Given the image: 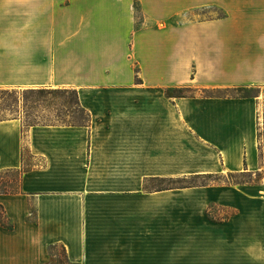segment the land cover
Returning a JSON list of instances; mask_svg holds the SVG:
<instances>
[{
    "label": "crops",
    "instance_id": "1",
    "mask_svg": "<svg viewBox=\"0 0 264 264\" xmlns=\"http://www.w3.org/2000/svg\"><path fill=\"white\" fill-rule=\"evenodd\" d=\"M0 0V89H72L88 125L0 120V264H264V177L157 189L153 178L261 171L258 99L165 88L264 86V0L179 20L189 0ZM175 17V18H174ZM202 92V91H201Z\"/></svg>",
    "mask_w": 264,
    "mask_h": 264
},
{
    "label": "trees",
    "instance_id": "2",
    "mask_svg": "<svg viewBox=\"0 0 264 264\" xmlns=\"http://www.w3.org/2000/svg\"><path fill=\"white\" fill-rule=\"evenodd\" d=\"M257 86V85H255ZM254 85H238L233 87L227 88H202V93L205 96H218V97H225V96H235L229 94V90H235L240 94L235 97H257L259 96V89L256 88ZM194 88L190 84H184L180 86H169L165 88V95L167 97H188L194 96ZM224 91L225 93H221ZM24 93H30L34 99H40L44 97L46 94H51L53 96L57 94H61L63 92H71L73 96V101L77 105L78 109L81 112V117H83V121L79 123L73 122H60L66 124H77V125H88L89 117L88 113L84 108H82L78 101V96L76 90L72 89H53V88H37V89H23ZM213 92H219L217 94H212ZM27 99V96H26ZM17 101V91L15 89H0V120L9 119V118H17V117H8L6 112L14 111L16 107ZM16 109V108H15ZM32 125V124H30ZM257 136L259 138L258 132ZM260 149V145H259ZM22 167L20 169H6L0 170V173H10L12 176L9 181L3 183V186H0V193H18L20 192V179L21 175L30 168V164H32V156L29 150L26 147L22 148ZM262 157V153H260V158ZM228 176L234 178L232 181H220L218 178V174H197V175H190V176H181V177H167V178H153L151 179L150 183L153 184V187L157 189L162 188H177V187H188V186H195V185H208L211 183L217 182H224L229 184H243V183H258L259 180L262 178V175L258 171L256 172H249V171H240V172H228ZM255 175V178L251 176ZM249 176V179L245 177ZM214 177L213 179H210ZM13 183V184H12ZM17 183V184H16ZM0 223L5 226L6 228H12V224L7 217L5 210L2 205H0ZM48 253L54 264H76L69 260L66 250L63 246L57 244H50L48 246Z\"/></svg>",
    "mask_w": 264,
    "mask_h": 264
},
{
    "label": "rangeland",
    "instance_id": "3",
    "mask_svg": "<svg viewBox=\"0 0 264 264\" xmlns=\"http://www.w3.org/2000/svg\"><path fill=\"white\" fill-rule=\"evenodd\" d=\"M190 7L189 10L184 12L182 15H178L179 20L185 19H208V18H217V17H227L229 10V0H189ZM133 7L135 11V17H143V12L139 7L138 0L133 1ZM174 17V18H175ZM194 87V86H193ZM259 90V96L255 97L258 99V148L259 154L262 153L261 162L263 168L261 171H258L262 177H264V86H255ZM194 90V93H202L198 87ZM17 91V101L16 109L14 111H7L6 114L8 117H17L21 120L22 125L26 128L30 124H39V123H55V122H73L79 123L83 121L81 117V112L78 109L77 105L73 101V96L71 92H63L55 96L51 94H46L40 99H34L31 97L30 93H24L23 89H15ZM219 92H213L212 94H217ZM221 93H225L221 91ZM231 95L238 96L240 93L235 90H229L228 92ZM27 96V99H26ZM10 173H0V186H3V183L6 181L10 182L11 178ZM220 181H232L234 178L227 175V173L218 174ZM255 178V175L251 176ZM211 177L210 179H213ZM249 179V176L245 177ZM13 184V183H12ZM17 184V183H16ZM153 185V184H152ZM52 263V261L50 262Z\"/></svg>",
    "mask_w": 264,
    "mask_h": 264
}]
</instances>
